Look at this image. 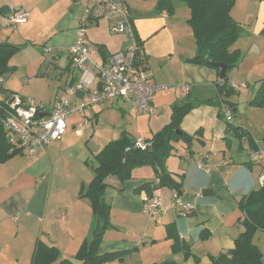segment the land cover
Here are the masks:
<instances>
[{
  "label": "crops",
  "instance_id": "1",
  "mask_svg": "<svg viewBox=\"0 0 264 264\" xmlns=\"http://www.w3.org/2000/svg\"><path fill=\"white\" fill-rule=\"evenodd\" d=\"M33 1L0 0V43L22 47L26 45L23 51L36 44L29 36V31L40 16V10L45 14L48 8H37L31 4ZM72 1L74 4L70 3V7L76 13L69 26L63 29L68 33L66 37L69 41H57V53L53 54L50 63L53 65L46 72L52 78H62L65 73L68 76L65 84L57 88L54 98L46 104L48 109H52L57 98L65 94L78 76L66 49L75 44L79 20L86 6L91 3L90 0ZM125 2L129 24L141 44L138 65L150 76L154 85L166 86L167 90L155 93L152 102L155 109L153 115L138 113L131 103L119 100L117 106L122 114L130 115L114 132H119L116 138H120L121 133H126L134 141L136 136L152 141L154 135L171 122L175 106L193 104L194 109L182 119L181 129L191 136L200 133L190 143L180 141L174 144L175 150L167 159L165 169L176 181L182 182V196L193 206L194 211L184 217L178 216L171 209L172 190L158 187L153 193L160 198L162 207L167 211L163 222L157 223L143 212L142 197L147 192L142 187L153 184L157 178L152 166L137 168L131 179L123 183L117 177L110 176L106 180L105 196L112 207L111 226L104 234L99 252H127L132 259L137 257L138 264H197L200 260V264H211V258H217L232 250L235 241L245 231V215L239 208L241 199L264 186L260 183V178L264 175V156L259 153L252 155V150H259L252 142L257 141L260 148L264 146V106H249L243 110L236 103L237 108H231L233 114L234 110L237 111L232 123L226 122L220 114L222 108L228 106L222 103L221 93L216 87L220 82V73L214 68L186 61L196 55V45L192 49L193 53L186 50L184 44L177 39L181 29L175 18L166 12H159L157 0ZM239 3L232 9L231 16L243 30L240 39L247 38L248 45L243 47L240 39L237 41L233 50L241 52L242 57L238 67L229 76L231 81L237 80L239 86L246 85L241 90H250L252 84H261L264 81V34L259 35L264 32V2L256 5V10H252L251 1L243 3L242 6H238ZM12 7L29 12L30 21L16 28L6 27L4 18ZM242 12L255 13L256 21L245 27L241 24ZM122 22H125L123 18L108 17L104 8H94L90 25L93 28L88 31V38L98 50V63H103L111 55L130 47L126 34L112 31L114 26ZM182 27L186 29V26ZM90 34L93 40L90 39ZM57 35L58 33H54L53 39ZM63 55L68 57L67 66L55 68L54 64ZM45 61L44 55L24 65L13 66L10 61V66L14 68L11 77L21 73L29 80H24L25 84L44 82ZM9 80L11 79L8 78L7 82ZM183 85L190 87L188 94L181 91ZM27 87L28 85L24 88V93ZM249 90L247 96L251 102L257 94V87L251 92ZM14 91L12 85H4L0 90V102L5 96L15 94ZM233 91L239 93L240 90ZM79 97L80 95H71L69 101L75 102ZM191 97L193 100L189 101ZM208 100H213L214 104H204ZM103 107L93 112L97 108L95 107L90 116H81L84 119L98 120L103 113ZM133 115L136 116L135 121ZM77 125H69L68 120V127L71 129H75ZM113 128L117 126L113 125ZM235 128L251 138V150L246 147L243 138H239ZM111 141L113 140L108 143ZM53 143L55 142L51 144ZM51 144L38 150L34 159L38 156L43 158L44 155V158L50 160ZM103 147L93 153L95 158ZM21 156L29 158L22 154L0 163L3 166L0 174V264H32L38 240L57 248L60 251V260H71L83 242L91 237L96 225L90 201L80 196L82 187L92 182L94 168H87L85 165L88 163L82 164L76 157L66 159L61 168L63 177L60 186L53 189L54 166L50 167L47 174H43L42 171L37 172L38 167L35 164H22L19 161ZM201 157L205 167L199 165ZM205 190H209L210 194L203 196ZM15 221L18 225L12 230V223ZM168 229L176 232L178 243L173 238H168ZM186 252L189 253L188 257Z\"/></svg>",
  "mask_w": 264,
  "mask_h": 264
},
{
  "label": "trees",
  "instance_id": "2",
  "mask_svg": "<svg viewBox=\"0 0 264 264\" xmlns=\"http://www.w3.org/2000/svg\"><path fill=\"white\" fill-rule=\"evenodd\" d=\"M186 4L191 17L188 21L196 42V55L186 61L194 64L205 65L216 69L206 62L209 58L212 62L225 64L227 66V76L238 67L241 59L239 51L232 50L233 45L242 35L241 26L234 21L231 11L236 4V0H178ZM157 10L173 14L172 0H157ZM138 42V47L141 46ZM22 46L10 43H0V79L14 72L10 66L12 57L21 51ZM141 55L140 48L136 53L138 60ZM220 81L216 85L221 93L222 103L229 108H234L228 99L224 98L227 89L231 94L234 92L229 85V80ZM0 90L2 86L0 84ZM9 94L7 97H10ZM206 105H213V100L204 102ZM219 105V104H216ZM255 108L264 106V81L261 82L255 98L250 102ZM194 109L193 104L177 105L173 108L171 122L152 138L153 145L146 151L135 148V141L126 133L121 138L106 145L96 156L98 165L93 169L94 178L88 186H83L80 196L90 201L92 213L96 219V225L89 239L81 245L74 260H60V251L55 247H50L38 240L32 256V264H106L111 261L124 260L127 252H99V246L104 238L106 230L111 226V205L106 201V180L110 176H115L120 182L131 179L132 170L143 166H152L160 180L159 187H167L176 190L182 195V182L176 181L171 174L166 172L165 163L173 154L174 144L180 141L190 143L198 134L191 136L181 129L182 119ZM223 114H220L222 117ZM239 138L248 137L239 129L234 130ZM239 132V133H238ZM253 144V142H252ZM18 155L9 154V146L6 140L3 127L0 128V163H5ZM147 193L151 192V184L142 187ZM239 208L245 215L243 225L245 231L235 241V247L226 253L220 254L217 258H211V264H263L262 253L257 245L253 243V235L257 231L264 233V186L259 190L246 195L239 202ZM194 211V210H193ZM190 212L189 214L193 213ZM187 214V215H189ZM186 215V216H187ZM168 238H173L179 242L178 236L173 229H168ZM189 253L186 252V257ZM163 264H175L165 262Z\"/></svg>",
  "mask_w": 264,
  "mask_h": 264
},
{
  "label": "built area",
  "instance_id": "3",
  "mask_svg": "<svg viewBox=\"0 0 264 264\" xmlns=\"http://www.w3.org/2000/svg\"><path fill=\"white\" fill-rule=\"evenodd\" d=\"M91 5L86 6L77 27V39L73 46L66 49L70 56L74 71L78 72L75 83L68 87L64 95L57 98L52 109L46 104L34 100H24L16 94L4 98L0 102V128L3 127L9 146V154H26L34 158L40 149H45L54 141H61L68 131V120L73 114L86 116L95 107L111 105L119 100L131 103L138 113L153 115L155 109L152 105L154 95L159 90L167 89L166 86L154 85L150 76L139 67L136 53L138 42L134 30L129 24L128 10L125 0H90ZM104 8L107 16L123 18L125 22L112 28L116 34H126L130 47L125 51L111 55L105 62L98 63V50L88 38V28L93 20L94 8ZM30 13L23 9L10 8L4 18V25L16 28L18 25L29 21ZM50 49L46 50L49 51ZM229 85L233 90L237 87L230 80ZM3 79H0V84ZM245 88L246 85H240ZM184 94L190 92L188 85H183ZM80 95L75 102L69 101V96ZM222 114L229 124L233 120L231 108L223 107ZM85 123L83 128L88 127ZM246 147L251 148L250 140L243 137ZM259 149L252 150V155L259 153L264 156V146L259 147L257 141L253 142ZM153 141H135V148L146 151L151 148ZM199 165L205 167L203 157ZM264 185V175L260 178ZM160 186V180L155 179L151 184V192L142 197L143 212L157 223H162L167 211L162 207L160 198L153 191ZM171 209L178 216H186L193 211V206L188 203L178 191L172 189Z\"/></svg>",
  "mask_w": 264,
  "mask_h": 264
},
{
  "label": "rangeland",
  "instance_id": "4",
  "mask_svg": "<svg viewBox=\"0 0 264 264\" xmlns=\"http://www.w3.org/2000/svg\"><path fill=\"white\" fill-rule=\"evenodd\" d=\"M43 1L34 0L33 2H31V4L35 5L37 8L40 9L48 8L47 13L45 14H43L42 10H40L41 11L39 13L40 16L37 17V19L35 20L34 24L31 26V29L29 31V36L32 38L33 41L36 42V44H32L28 49L24 51L23 48L26 45H23L21 51H19L12 57L11 63L13 66L24 65L31 61H34L39 56L44 55L46 58L45 61L46 63L43 68V73H45L44 75H46L45 76L46 79L44 82H39V83L33 82L32 84H28V83L25 84L24 80L29 81L25 75L22 76V74L20 73L11 77L12 74H9L2 78L3 83L1 84V86L3 87L4 85L6 86L12 85V87L15 89L14 93L26 101L34 100L42 104H49V101H51L54 98V92L58 90L57 88L65 84L68 74L65 73L62 78L60 77L52 78L50 76L51 74L50 73L46 74V72L48 69H50L51 67L50 65H53L50 63H52L51 59L53 54L57 53V48H56L57 47L56 44H58L57 41L60 42L62 41V43L64 42L63 39L69 41V39H67L68 37H66L68 36V33L65 32L66 30L63 31V29H66L69 26L71 19L75 15L76 11H74V9L70 7L71 5L70 3L74 4L72 0H47V2L46 1L43 2ZM247 1H251L252 10H256L257 9L256 5H259L262 2H264V0H236L235 5L237 6V3L240 2L239 3L240 5L238 6H242L243 3ZM172 5H173V14L171 16L175 18V20L177 21V25L180 26L181 29V34L177 35V39L184 44L186 50L193 52L192 49L195 48L196 42L193 35H191L192 30L190 25L188 24V21L191 17V11L186 4L178 0H172ZM242 13L240 15L242 21L241 24L244 25L245 27H248L249 23H253V21H256L255 13H248V12H245L243 14ZM32 20L33 19H31V24H32ZM0 24L2 26L1 20H0ZM182 26H186V29ZM92 28H93L92 26H89L88 31H91ZM54 33H58V35L53 39ZM261 34H264V32H260L259 35ZM89 36L90 39L93 40L91 34ZM246 39L242 37L239 40V42H242L243 47H246L248 45V41H246ZM248 40H250V38H248ZM236 43L233 45L232 50L236 48ZM45 49L46 50L50 49V50L45 52ZM240 54L242 57L241 52ZM68 62H69L68 57L66 55H63L61 60L58 63L54 64V67L57 69L61 67H66ZM153 64L155 65V63ZM8 78L11 80L7 82ZM236 81L237 80H234L236 84L233 82L237 87L236 91L239 90L240 91L239 93H232L229 97V101L233 104L236 103L240 104L239 107H243L244 110L246 109V107L248 108L249 106H251L249 102V96H247L249 89L241 90L242 87L239 86L237 84L238 82ZM10 83L11 85H9ZM27 85H28L27 91L24 93L23 92L24 88ZM256 87L258 91L260 87L259 82L252 84L249 92L254 90ZM191 100H193L192 97L189 99V101ZM117 104H119L118 101L115 104L113 103L107 107H103L102 108L103 113L100 114L98 120L94 118L90 120L84 119V117L81 116L82 114H78V113L73 114L69 118V125L72 126V123H76L78 125L76 126L75 129H71L69 127L68 131L66 132L65 136L61 141H54L55 143L50 145V150H51L50 160L44 158L45 156L43 155V158H39L38 156V158L36 159L30 157L28 158L26 156H21L19 161L22 164L24 162L26 164L27 163L35 164L38 167L37 172L42 171L43 174H47L50 171V167L54 166L53 168L51 167L53 169V177H54L53 189L55 188V186L57 187L60 186L61 178L63 177L61 168L65 164L66 159H70L71 157L73 158L76 157L79 160V162L82 164H85V162H87L88 165L87 164L85 165L87 168H92V167L95 168L98 165V161L94 157L95 152L97 153V151L101 149V147H103L105 143H108V141L110 140L116 141L121 138L122 133L120 134L121 135L120 138H116L118 137L117 134L119 132L115 133L114 131L118 130L119 125L125 123L126 122L125 119H127L128 115H130V114H128L127 116L123 115L120 110V107L117 106ZM237 104L235 105L236 108L238 106ZM98 109L99 107L95 108L93 112ZM93 112L92 111L88 112L86 115L90 116V114H92ZM133 118L135 121L136 116L134 117L133 115ZM85 123L89 124V126L83 128ZM113 125L117 126V128H113ZM138 140H141L142 142L150 141L149 139L145 140V138H142L141 136H136L135 141ZM87 158L89 159L87 160ZM144 167H149V166H144ZM136 169L137 168L132 170V174L133 171ZM2 172H3V166L0 165V174H2ZM16 225H18L16 221L12 223V230L15 228ZM11 234L12 231L10 232V235ZM253 243L257 245L260 252L262 253L263 264H264V233L262 231L255 232V234L253 235ZM75 256L71 260L75 261ZM200 261L202 262V260ZM200 261L197 264H200ZM54 264H59V261H57ZM106 264H138V259L136 256H134V259H132L129 255H126L124 260L122 261L115 260L108 262Z\"/></svg>",
  "mask_w": 264,
  "mask_h": 264
},
{
  "label": "water",
  "instance_id": "5",
  "mask_svg": "<svg viewBox=\"0 0 264 264\" xmlns=\"http://www.w3.org/2000/svg\"><path fill=\"white\" fill-rule=\"evenodd\" d=\"M206 62L208 64H211L212 66H215V67H218L220 69V81H225L228 79V76H227V66L225 64H221V63H215V62H212L209 58H206ZM55 74L53 73L52 76H54ZM231 95V91L230 89H227L225 94H224V98L225 99H228ZM236 110H234V115H236ZM210 194V191L209 190H205L203 192V196H207ZM188 196H185V198H187Z\"/></svg>",
  "mask_w": 264,
  "mask_h": 264
}]
</instances>
